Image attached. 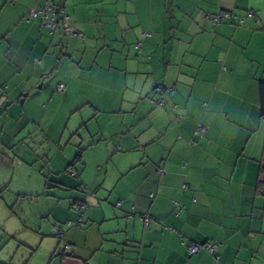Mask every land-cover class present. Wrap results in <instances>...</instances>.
Wrapping results in <instances>:
<instances>
[{"label":"crops","instance_id":"crops-1","mask_svg":"<svg viewBox=\"0 0 264 264\" xmlns=\"http://www.w3.org/2000/svg\"><path fill=\"white\" fill-rule=\"evenodd\" d=\"M46 3L63 6L77 36L27 18ZM247 7L0 0V252L14 245L1 264L36 253L39 264H264V67L253 74L238 53L260 43ZM223 11L232 19L213 22ZM48 56L49 72L70 60L73 76L100 96L97 111L67 132L66 121L25 108L44 84H24L45 75ZM28 123L35 132L15 139ZM78 197L83 225L70 226ZM207 242L217 257L189 254V244Z\"/></svg>","mask_w":264,"mask_h":264},{"label":"clouds","instance_id":"clouds-1","mask_svg":"<svg viewBox=\"0 0 264 264\" xmlns=\"http://www.w3.org/2000/svg\"><path fill=\"white\" fill-rule=\"evenodd\" d=\"M253 3L255 7H253ZM206 5H202L205 7ZM233 5H231L232 7ZM259 10V11H257ZM249 17H254V23L256 26L250 27L249 32L257 33V41H259V46L256 42L253 43V46L249 48V52L244 54L242 51L238 52L241 59H244L246 62L252 65L253 74L259 70L260 67H264V0H248V7L246 9ZM243 14V13H242ZM251 24L252 21L250 20ZM255 55V61H249L248 56ZM48 63L44 64L43 62L39 66L43 69L45 75L37 79L36 75L33 74L32 78L29 79L24 87L32 85V91H35V85L44 84L38 95L35 96L28 104L25 105V108L29 109V114L34 118L40 119L41 114L43 118H51L56 116L60 122L66 121L67 127L65 132L76 127V125L95 111H97L96 105L100 101V96L92 90V88L87 84V82H82L81 80L76 79L72 74V62L70 60H63L62 65H58L49 72L48 69L52 64V57L48 56ZM14 95V93H13ZM0 101H4V97H0ZM43 105V107H41ZM16 105L13 104L9 107L8 111H15ZM91 124V121H88ZM7 125H13V120L8 119ZM35 127L32 123H28L25 127L17 133L15 139H18L20 136H25L29 131L35 132ZM3 131H8L6 126ZM38 138V137H37ZM76 137L73 136L72 140H75ZM72 148L67 147L64 151V155L67 156L71 153ZM90 171V166H89ZM113 178L108 177L106 185L102 186L105 188L104 191L97 189V192L100 196H104L108 188L111 187ZM14 245L10 242L4 246L3 251L0 252V261L6 260L7 256L13 252ZM17 251H24V249H19ZM40 253H36L30 259L21 258V261H17V264H39L37 256ZM15 258V256L13 257ZM16 259V258H15ZM14 259V260H15ZM8 264H12L11 261ZM73 264H87L86 261L83 262H73Z\"/></svg>","mask_w":264,"mask_h":264},{"label":"built area","instance_id":"built-area-1","mask_svg":"<svg viewBox=\"0 0 264 264\" xmlns=\"http://www.w3.org/2000/svg\"><path fill=\"white\" fill-rule=\"evenodd\" d=\"M27 18L28 19H34V18L40 19L42 24L46 26L47 28H49L50 30H56L59 24H62V26L64 27V30L67 33H70L76 36L78 35L75 29L67 23V15L63 11V9L58 5H54L52 3H46L45 5H35L28 11ZM211 19L213 22H216V23L221 22L222 20H230L232 19V14L230 12L223 11L217 15H213ZM139 46L140 44H137L136 48L138 49ZM155 90L159 93H163L165 91V89L162 87H156ZM167 90L170 91L171 89H167ZM158 102L160 103L162 102V100H159ZM201 129L204 130V128H201ZM69 172L72 175H75V172L73 170L69 169ZM118 204L119 203H116V205ZM72 208L75 213V220L68 222L67 224L70 226H74V225L82 226L83 225V222H82L83 212L85 209H87V204L83 200L77 199L76 201H74ZM181 211H182V207L178 203H175L176 214L181 213ZM141 220L144 221L145 224L147 225L150 221V215L146 213L142 214ZM53 234L56 237H58L61 234V230L59 228H55L53 231ZM200 249H204L212 256L217 257V253H216L217 244L214 242H207L204 244L191 243L188 246L189 254L191 255L194 253H197Z\"/></svg>","mask_w":264,"mask_h":264},{"label":"trees","instance_id":"trees-1","mask_svg":"<svg viewBox=\"0 0 264 264\" xmlns=\"http://www.w3.org/2000/svg\"><path fill=\"white\" fill-rule=\"evenodd\" d=\"M54 5H58V6H60L62 9H63V6L60 4V3H54ZM64 11V10H63ZM261 90H262V92H261V94H262V97L264 98V83L262 84V86H261ZM262 112H264V106H262ZM80 157V155L79 154H77L76 155V157H75V159H78ZM75 172V171H74ZM71 174V173H70ZM72 175V174H71ZM77 175V173L75 172V175L74 176H76ZM80 190L83 192V193H85V192H87V188H85V187H83V188H81L80 187ZM77 199H79V200H83L81 197H78V198H76V200ZM75 200V201H76ZM74 203V202H73ZM73 205V204H72ZM84 213V212H83ZM75 226V225H74ZM78 227H80V226H78ZM58 237H60V236H58ZM1 264V263H0Z\"/></svg>","mask_w":264,"mask_h":264},{"label":"rangeland","instance_id":"rangeland-1","mask_svg":"<svg viewBox=\"0 0 264 264\" xmlns=\"http://www.w3.org/2000/svg\"><path fill=\"white\" fill-rule=\"evenodd\" d=\"M21 206H27V203L23 201V203H20L18 204V207L21 208ZM25 211H30L29 209L25 210Z\"/></svg>","mask_w":264,"mask_h":264}]
</instances>
